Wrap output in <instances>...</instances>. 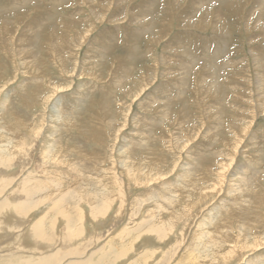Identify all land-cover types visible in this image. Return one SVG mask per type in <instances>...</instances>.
<instances>
[{
    "label": "rangeland",
    "instance_id": "374dc122",
    "mask_svg": "<svg viewBox=\"0 0 264 264\" xmlns=\"http://www.w3.org/2000/svg\"><path fill=\"white\" fill-rule=\"evenodd\" d=\"M96 263L264 264V0H0V264Z\"/></svg>",
    "mask_w": 264,
    "mask_h": 264
},
{
    "label": "bare ground",
    "instance_id": "6f19581e",
    "mask_svg": "<svg viewBox=\"0 0 264 264\" xmlns=\"http://www.w3.org/2000/svg\"><path fill=\"white\" fill-rule=\"evenodd\" d=\"M37 225H38V224H37ZM39 225H40V224H39ZM40 226H41V225H40ZM40 226H38V227L36 226V229H38ZM36 231H37V230H36ZM41 235H43V234H41ZM41 235H40V237H41ZM45 236H46V235H45ZM45 236H44V237H45ZM44 240H45V239H44ZM99 263H100V262H99ZM99 263H98V264H99ZM96 264H97V263H96Z\"/></svg>",
    "mask_w": 264,
    "mask_h": 264
}]
</instances>
